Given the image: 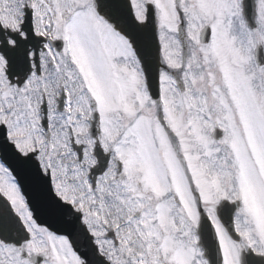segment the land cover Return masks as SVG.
Here are the masks:
<instances>
[{"label":"snow or ice","instance_id":"obj_1","mask_svg":"<svg viewBox=\"0 0 264 264\" xmlns=\"http://www.w3.org/2000/svg\"><path fill=\"white\" fill-rule=\"evenodd\" d=\"M0 264H264V0H0Z\"/></svg>","mask_w":264,"mask_h":264}]
</instances>
